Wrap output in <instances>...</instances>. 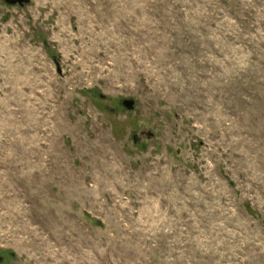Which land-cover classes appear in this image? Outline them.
<instances>
[{
  "label": "rangeland",
  "instance_id": "374dc122",
  "mask_svg": "<svg viewBox=\"0 0 264 264\" xmlns=\"http://www.w3.org/2000/svg\"><path fill=\"white\" fill-rule=\"evenodd\" d=\"M0 264H264V0H0Z\"/></svg>",
  "mask_w": 264,
  "mask_h": 264
},
{
  "label": "water",
  "instance_id": "95a60500",
  "mask_svg": "<svg viewBox=\"0 0 264 264\" xmlns=\"http://www.w3.org/2000/svg\"><path fill=\"white\" fill-rule=\"evenodd\" d=\"M10 5H16L19 4L20 6H27L31 3V0H11L8 2ZM123 106L126 108V110H132L135 107V102L133 100H125L123 103Z\"/></svg>",
  "mask_w": 264,
  "mask_h": 264
},
{
  "label": "flooded vegetation",
  "instance_id": "af4514ba",
  "mask_svg": "<svg viewBox=\"0 0 264 264\" xmlns=\"http://www.w3.org/2000/svg\"><path fill=\"white\" fill-rule=\"evenodd\" d=\"M9 1H11V0H4V2H5L6 4L10 5V4L8 3ZM17 5L20 6L19 4L11 5V6H17Z\"/></svg>",
  "mask_w": 264,
  "mask_h": 264
}]
</instances>
